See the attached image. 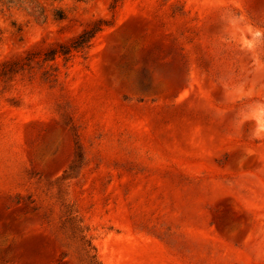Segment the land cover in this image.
<instances>
[{
    "label": "rangeland",
    "instance_id": "obj_1",
    "mask_svg": "<svg viewBox=\"0 0 264 264\" xmlns=\"http://www.w3.org/2000/svg\"><path fill=\"white\" fill-rule=\"evenodd\" d=\"M38 1L0 0V264H78L64 204L103 264H264V0Z\"/></svg>",
    "mask_w": 264,
    "mask_h": 264
},
{
    "label": "trees",
    "instance_id": "obj_2",
    "mask_svg": "<svg viewBox=\"0 0 264 264\" xmlns=\"http://www.w3.org/2000/svg\"><path fill=\"white\" fill-rule=\"evenodd\" d=\"M4 3L25 10L29 15L36 20L45 19L46 8L38 0H2ZM83 1V0H77ZM57 19H64L66 12L62 8L55 10ZM108 23L100 19L94 22L90 27L83 30L76 38L69 44L59 45L58 48L49 50L46 55V60H53L57 55H62L65 60H68L72 51L88 53L92 40L103 30ZM2 38V29L0 27V40ZM18 72V62H12L4 67L2 75L9 76ZM82 160L81 155L77 154L76 163L72 165L71 169L75 168ZM64 220L61 223V229L65 230L67 227L71 230V239L77 243L78 246V264H103L100 260L92 237L89 234L88 227L84 224L77 210L72 204H64L63 210Z\"/></svg>",
    "mask_w": 264,
    "mask_h": 264
}]
</instances>
